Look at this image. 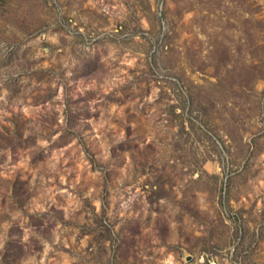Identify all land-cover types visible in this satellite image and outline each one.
<instances>
[{
    "label": "rangeland",
    "instance_id": "rangeland-1",
    "mask_svg": "<svg viewBox=\"0 0 264 264\" xmlns=\"http://www.w3.org/2000/svg\"><path fill=\"white\" fill-rule=\"evenodd\" d=\"M0 264H264V0H0Z\"/></svg>",
    "mask_w": 264,
    "mask_h": 264
}]
</instances>
